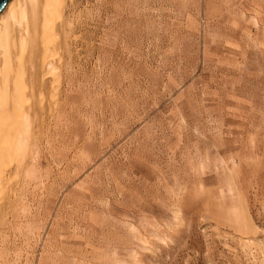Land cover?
Masks as SVG:
<instances>
[{
    "label": "rangeland",
    "instance_id": "374dc122",
    "mask_svg": "<svg viewBox=\"0 0 264 264\" xmlns=\"http://www.w3.org/2000/svg\"><path fill=\"white\" fill-rule=\"evenodd\" d=\"M64 20L0 264H264V0H67Z\"/></svg>",
    "mask_w": 264,
    "mask_h": 264
},
{
    "label": "bare ground",
    "instance_id": "6f19581e",
    "mask_svg": "<svg viewBox=\"0 0 264 264\" xmlns=\"http://www.w3.org/2000/svg\"><path fill=\"white\" fill-rule=\"evenodd\" d=\"M66 1L7 0L0 10V208L34 180L49 142L64 91Z\"/></svg>",
    "mask_w": 264,
    "mask_h": 264
},
{
    "label": "water",
    "instance_id": "95a60500",
    "mask_svg": "<svg viewBox=\"0 0 264 264\" xmlns=\"http://www.w3.org/2000/svg\"><path fill=\"white\" fill-rule=\"evenodd\" d=\"M7 0H0V10L2 9V7L4 6V4L6 3Z\"/></svg>",
    "mask_w": 264,
    "mask_h": 264
}]
</instances>
